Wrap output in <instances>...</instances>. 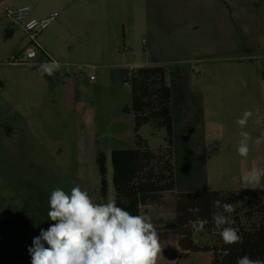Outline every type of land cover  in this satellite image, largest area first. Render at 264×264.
Returning a JSON list of instances; mask_svg holds the SVG:
<instances>
[{
    "label": "rangeland",
    "instance_id": "1",
    "mask_svg": "<svg viewBox=\"0 0 264 264\" xmlns=\"http://www.w3.org/2000/svg\"><path fill=\"white\" fill-rule=\"evenodd\" d=\"M99 1L93 30L64 23L56 9L58 17L37 37L51 60L69 65L68 74L60 67L51 76L40 68L44 57L39 51L33 61L23 60L28 38L18 28L7 34L10 21L2 13L8 5L0 8V264H31L33 238L54 223L47 213L55 188L70 193L78 185L94 202L114 201L111 152L134 148L133 116L125 111L131 108L132 64L161 62L156 66L168 72L184 71L187 92L200 99L198 108L188 96L183 108L175 93L174 149L165 129H139L138 136L157 157L154 167L173 164L178 192L194 188L186 181L225 193L247 185L264 204V176L249 182L253 170H264V139L257 143L264 134V59L259 58L264 56V0ZM35 3L45 9L53 0ZM230 14L237 20L256 19L251 39L243 38L234 23L203 24ZM224 28L231 50L223 46ZM209 41L216 46L205 49ZM242 49L258 58L245 59ZM33 62L38 63L34 68ZM167 83L171 85L169 76ZM245 111L252 115L241 128L236 121ZM208 123L213 131L204 142ZM241 131L249 133L247 157L237 152ZM178 135L190 143L188 155L177 151ZM233 209L241 215L238 205ZM242 223L248 225L245 219ZM163 240L172 252L173 239ZM194 240L212 245L215 238L195 231ZM211 261L226 264L221 255ZM176 264L210 260L209 255L182 254Z\"/></svg>",
    "mask_w": 264,
    "mask_h": 264
},
{
    "label": "trees",
    "instance_id": "2",
    "mask_svg": "<svg viewBox=\"0 0 264 264\" xmlns=\"http://www.w3.org/2000/svg\"><path fill=\"white\" fill-rule=\"evenodd\" d=\"M44 54L47 55L45 52ZM183 72H168L165 66L145 67L132 71L131 108L125 111L133 116L134 148L111 152L114 201L118 207L132 215L147 216L155 226L160 243L165 238L176 241L174 242L178 248H175L176 252L169 259H163L161 256L157 264H172L179 252L187 257L209 255L210 262L214 255H221L224 256L226 264H237V259L245 255L259 259V255L264 253V204L258 191L243 189L221 193L199 189L194 185L193 189L177 192L173 164L165 161L162 168L154 167L153 162L157 157L150 153L146 142L138 136L139 129L145 125H150L153 129L163 128L169 147L174 149L176 139L174 124L177 122L175 93L183 108L188 96L196 105L198 104V108L201 106L200 99L187 92ZM167 76L171 77V85L167 83ZM177 139L179 141L177 151L185 155L191 153L190 143H184L180 135ZM98 161L100 176L103 179L105 168L102 154ZM216 200L239 206L241 215L236 211L230 215L234 220L232 227L243 237V243L225 244L220 237L213 215L220 214L223 209L214 207L213 202ZM198 219L208 221L204 230L198 233L200 236L214 237L212 245L200 246L195 242L193 223ZM243 219L248 223L247 226L243 225ZM160 220H166L167 224L159 225ZM27 232L25 239L30 236L29 228ZM167 245L169 246V243ZM165 254L166 252L161 253L164 256Z\"/></svg>",
    "mask_w": 264,
    "mask_h": 264
},
{
    "label": "clouds",
    "instance_id": "3",
    "mask_svg": "<svg viewBox=\"0 0 264 264\" xmlns=\"http://www.w3.org/2000/svg\"><path fill=\"white\" fill-rule=\"evenodd\" d=\"M60 67L55 60L40 65L49 76ZM251 115L245 111L236 123L244 128ZM240 137L237 152L247 157L249 133L241 131ZM262 139L264 134L257 143ZM262 176L264 170H253L249 182H258ZM48 202V219L54 223L47 230L41 228L33 238L28 248L31 264H156L161 244L155 226L146 217L130 214L115 201L94 202L78 185L70 193L55 188ZM213 205L223 209L213 215V221L224 243H243V237L232 227L233 206L220 200ZM207 223L198 219L193 223L194 231H203ZM237 264H264V260L245 255L237 259Z\"/></svg>",
    "mask_w": 264,
    "mask_h": 264
},
{
    "label": "crops",
    "instance_id": "4",
    "mask_svg": "<svg viewBox=\"0 0 264 264\" xmlns=\"http://www.w3.org/2000/svg\"><path fill=\"white\" fill-rule=\"evenodd\" d=\"M38 2V0H0V8H2V5H8V6H22V5H28L31 8V16L32 17H36V18H43L46 17L48 15H50L51 13H54L56 11V9H59L61 14L64 15L63 21L64 23H67L69 25H74V24H80L84 27H86L88 30H93L95 24H96V20L98 17V13L101 11V7H100V1L99 0H53V4L49 7H46L45 9H41V7H39L35 2ZM229 22V23H234L236 27L239 26L240 29V33L241 36L243 38L246 39H251V36L256 32L255 28H250L255 26V22L256 19H248L247 17L245 18H240V19H235L232 17V15L230 14V16L226 19V20H222L219 19L218 17H210L208 19H206L204 21V25H208L209 27L212 26H220L221 23L223 22ZM238 25V26H237ZM237 29V28H236ZM9 32L7 34L11 35L13 34V30L9 29ZM224 36H225V41H223V46H227L226 48L228 50H231V45L229 43V40L226 43V30L224 28ZM225 42V43H224ZM246 45V42H245ZM216 45L214 42L209 41L206 43L205 45V49H209V48H214ZM154 47V46H152ZM246 48V47H245ZM116 49V46H115ZM119 51H122L120 48H118ZM128 49H124L123 51H126ZM240 51H245L247 54L244 56L245 59H249V60H255L258 57L254 56L251 50H246V49H242ZM251 51V52H250ZM46 53V52H45ZM264 59V56L259 57ZM162 64L161 62H152L150 64H132L131 68H133L132 70H136L139 68H145V67H153L156 65ZM264 71V66L262 68V73H261V77ZM213 128L211 127V123H208V125L206 124L204 127V132H203V138H204V142H206L208 140V138L210 137V134L212 133ZM187 186H191L194 187V181H186L184 182ZM197 185V184H196ZM204 190H206L205 188H203ZM243 189H253L250 186L247 185H243L241 190ZM190 190V189H188ZM185 190V191H188ZM208 191H216V190H208ZM239 191V190H238ZM178 192V191H177ZM179 192H184V191H179ZM221 192V191H218ZM232 192V191H229ZM227 192V193H229ZM221 193H225V192H221ZM147 218V216H144ZM162 221H164V223H162ZM167 224V222L165 220H160L159 221V225H165ZM174 239H173V244H174ZM176 242V241H175ZM168 242H164V240H161V251L164 253L166 252L165 256L161 255V251L158 254V258L157 261L160 259V257L162 256L163 259H169V257L174 254V252H176V249L173 247L172 252H170V247L167 245ZM167 245V247H166ZM183 253L179 252L175 261L172 264H176V262L180 259V256ZM213 259V257L211 258ZM210 264H212V261L210 262Z\"/></svg>",
    "mask_w": 264,
    "mask_h": 264
},
{
    "label": "built area",
    "instance_id": "5",
    "mask_svg": "<svg viewBox=\"0 0 264 264\" xmlns=\"http://www.w3.org/2000/svg\"><path fill=\"white\" fill-rule=\"evenodd\" d=\"M3 16L10 21V29L18 28L22 30L28 38V47L25 50L23 60L33 61L37 58V52L39 51L44 57L45 61H52L48 55H45L43 50H40L39 44L37 42V37L58 17V13L54 12L43 18H36L31 16V8L29 6H6L3 9ZM15 62L19 59L14 58ZM41 63V64H42ZM12 65L15 63L12 62ZM60 64V63H59ZM33 68L38 65V63H29ZM61 67L65 68V73H69V65L60 64ZM81 68H84L81 66ZM262 80L264 82V71L262 74Z\"/></svg>",
    "mask_w": 264,
    "mask_h": 264
}]
</instances>
